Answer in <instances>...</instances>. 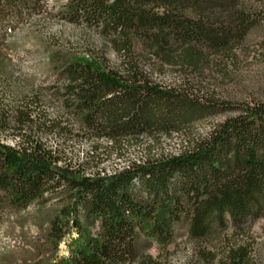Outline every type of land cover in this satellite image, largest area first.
<instances>
[{
  "label": "trees",
  "instance_id": "trees-1",
  "mask_svg": "<svg viewBox=\"0 0 264 264\" xmlns=\"http://www.w3.org/2000/svg\"><path fill=\"white\" fill-rule=\"evenodd\" d=\"M44 12L45 0H0V215L49 193L60 194L62 203L46 217L42 243L38 237L32 245L36 255L50 254L32 264H124L138 257L144 240L167 243L181 215L195 239L264 217V101H229L188 81L163 85L133 53L138 41L164 62L178 58L195 68L208 52L240 44L264 18V0H67L57 17L108 33L126 62L116 67L103 52L77 57L35 45L41 59L31 66L38 70L23 71L24 56L11 55L16 36ZM53 102L61 107L51 117L42 107ZM62 110L76 124H63ZM221 114L179 153L112 172L91 166L94 160L77 162L44 138L70 137L75 126L116 145L141 134L185 131ZM7 137L17 143L7 144ZM246 258L245 245L230 247L227 264Z\"/></svg>",
  "mask_w": 264,
  "mask_h": 264
},
{
  "label": "rangeland",
  "instance_id": "rangeland-1",
  "mask_svg": "<svg viewBox=\"0 0 264 264\" xmlns=\"http://www.w3.org/2000/svg\"><path fill=\"white\" fill-rule=\"evenodd\" d=\"M66 1L45 0L46 12L30 17L18 32L16 49L11 51V55L15 60L24 56L21 60L23 71L38 70L31 66L41 59V54L33 47L35 45L69 51L77 57L103 52L109 65L120 67L124 64L128 56L115 50L108 33L57 17L56 11ZM30 52L33 55L25 57ZM133 53L143 56L140 61L143 69L163 85H181L188 81L195 90L213 93L229 101H264V18L230 52H208L195 68L178 58L164 62L138 41L134 43ZM37 78L38 81L42 79L40 76ZM52 104L42 107L51 117L54 107H61L55 102ZM62 112L68 119H62L63 124H76L69 111ZM223 117L224 114L206 117L181 132L146 133L132 139L125 138L116 145L105 138L95 140L88 137L77 131L75 126L70 137L59 138L50 134L44 138L48 145L60 148L67 157L77 162L94 160L95 164L91 166L112 172L132 161L177 154L188 139L206 134ZM5 142L14 146L17 139L7 137ZM60 198L57 193L45 194L23 210L0 215V264H32L47 258L50 253L36 255L32 245L38 237L42 243V235L48 227L46 217L62 205ZM238 245L247 248L245 264H264V217L247 220L239 226L227 223L225 228L214 229L205 238L195 239L190 235L188 219L181 215L172 223L171 239L167 243L144 240L140 242L138 257L124 264H146L144 257L151 258L147 264H227L230 247ZM64 248L62 242L57 250L59 255L64 253Z\"/></svg>",
  "mask_w": 264,
  "mask_h": 264
}]
</instances>
